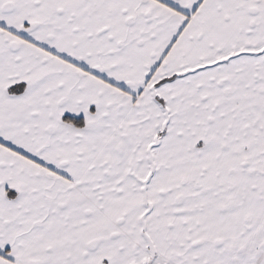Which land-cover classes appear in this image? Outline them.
Masks as SVG:
<instances>
[{"label": "snow or ice", "instance_id": "1", "mask_svg": "<svg viewBox=\"0 0 264 264\" xmlns=\"http://www.w3.org/2000/svg\"><path fill=\"white\" fill-rule=\"evenodd\" d=\"M0 264H264V0H0Z\"/></svg>", "mask_w": 264, "mask_h": 264}]
</instances>
